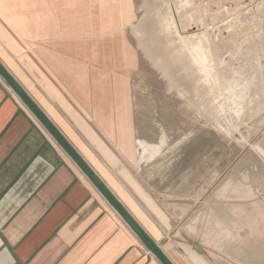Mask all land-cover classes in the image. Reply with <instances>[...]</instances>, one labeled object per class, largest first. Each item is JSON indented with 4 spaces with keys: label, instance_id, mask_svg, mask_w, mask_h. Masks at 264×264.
Instances as JSON below:
<instances>
[{
    "label": "rangeland",
    "instance_id": "obj_1",
    "mask_svg": "<svg viewBox=\"0 0 264 264\" xmlns=\"http://www.w3.org/2000/svg\"><path fill=\"white\" fill-rule=\"evenodd\" d=\"M61 1L155 149L145 176L176 206L161 248L264 264V0Z\"/></svg>",
    "mask_w": 264,
    "mask_h": 264
},
{
    "label": "crops",
    "instance_id": "obj_2",
    "mask_svg": "<svg viewBox=\"0 0 264 264\" xmlns=\"http://www.w3.org/2000/svg\"><path fill=\"white\" fill-rule=\"evenodd\" d=\"M61 3L0 0V62L160 245L176 206L145 176L155 149L137 144L128 95L95 75V38ZM147 250L0 76V264H161Z\"/></svg>",
    "mask_w": 264,
    "mask_h": 264
},
{
    "label": "water",
    "instance_id": "obj_3",
    "mask_svg": "<svg viewBox=\"0 0 264 264\" xmlns=\"http://www.w3.org/2000/svg\"><path fill=\"white\" fill-rule=\"evenodd\" d=\"M0 76L13 89V91L20 97L25 105L31 110L35 117L42 123L48 132L54 137L58 144L73 160V162L81 169V171L88 177L93 185L100 191L105 199L110 203L114 210L120 215L125 223L132 229L143 244L150 250V252L157 258L161 264H175L165 251L158 245L153 238L146 232L140 223L131 215V213L122 205L113 192L83 159V157L72 147L62 133L55 127L49 118L43 113L38 105L31 99L26 91L18 84L13 76L5 69L0 62Z\"/></svg>",
    "mask_w": 264,
    "mask_h": 264
},
{
    "label": "bare ground",
    "instance_id": "obj_4",
    "mask_svg": "<svg viewBox=\"0 0 264 264\" xmlns=\"http://www.w3.org/2000/svg\"><path fill=\"white\" fill-rule=\"evenodd\" d=\"M187 52V51H186Z\"/></svg>",
    "mask_w": 264,
    "mask_h": 264
}]
</instances>
